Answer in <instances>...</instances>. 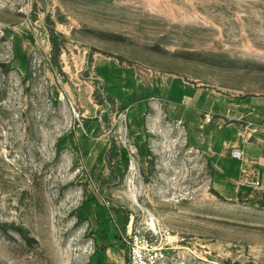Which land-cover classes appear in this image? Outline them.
<instances>
[{"label": "rangeland", "instance_id": "obj_1", "mask_svg": "<svg viewBox=\"0 0 264 264\" xmlns=\"http://www.w3.org/2000/svg\"><path fill=\"white\" fill-rule=\"evenodd\" d=\"M176 79L264 100V0H0V264H128L136 237L147 264H264V191L206 153L229 117L177 119Z\"/></svg>", "mask_w": 264, "mask_h": 264}, {"label": "crops", "instance_id": "obj_2", "mask_svg": "<svg viewBox=\"0 0 264 264\" xmlns=\"http://www.w3.org/2000/svg\"><path fill=\"white\" fill-rule=\"evenodd\" d=\"M177 90L174 94L173 91ZM166 111H174L175 116L184 123L204 127L208 125L202 115L218 111L221 117H229L230 123L218 119L223 124L210 135L206 153L218 178H222L225 186L231 190L246 189L241 179L246 182L259 180L264 185V100L241 102L225 112L220 108L218 100L207 98L194 91L181 80H167L159 89L158 98ZM139 106L128 111L129 120L136 130L134 141L144 143L142 125L137 119ZM173 109V110H172ZM131 115V116H130ZM131 117V118H130ZM204 117V118H205ZM203 123V124H202ZM187 125V124H186ZM233 149L242 152L241 159L231 156Z\"/></svg>", "mask_w": 264, "mask_h": 264}, {"label": "built area", "instance_id": "obj_3", "mask_svg": "<svg viewBox=\"0 0 264 264\" xmlns=\"http://www.w3.org/2000/svg\"><path fill=\"white\" fill-rule=\"evenodd\" d=\"M205 123L210 122V117H205ZM231 156L234 159H241L242 152L239 149H233L231 152ZM241 185L247 186L252 190H263L264 185L259 180H254L251 182H246L245 180L241 179ZM145 251L148 252L149 258H145L146 254ZM159 249L155 248L151 243V238L146 237H136L132 243L131 252H130V260L128 264H147V261L155 263L159 260L160 252Z\"/></svg>", "mask_w": 264, "mask_h": 264}, {"label": "trees", "instance_id": "obj_4", "mask_svg": "<svg viewBox=\"0 0 264 264\" xmlns=\"http://www.w3.org/2000/svg\"><path fill=\"white\" fill-rule=\"evenodd\" d=\"M52 45H53V49H54V50H57L56 45H55V43H54L53 40H52Z\"/></svg>", "mask_w": 264, "mask_h": 264}]
</instances>
